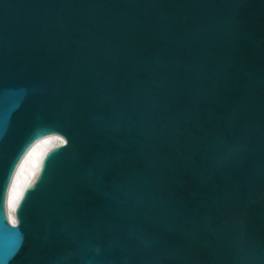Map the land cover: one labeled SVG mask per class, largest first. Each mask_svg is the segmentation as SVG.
Listing matches in <instances>:
<instances>
[{
	"label": "water",
	"instance_id": "1",
	"mask_svg": "<svg viewBox=\"0 0 264 264\" xmlns=\"http://www.w3.org/2000/svg\"><path fill=\"white\" fill-rule=\"evenodd\" d=\"M0 264H264V0H0Z\"/></svg>",
	"mask_w": 264,
	"mask_h": 264
}]
</instances>
